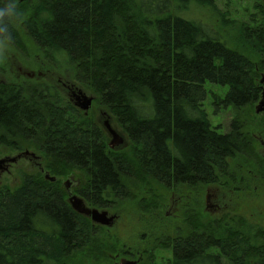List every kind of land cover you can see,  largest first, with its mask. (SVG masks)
I'll use <instances>...</instances> for the list:
<instances>
[{"label": "trees", "instance_id": "16d2710c", "mask_svg": "<svg viewBox=\"0 0 264 264\" xmlns=\"http://www.w3.org/2000/svg\"><path fill=\"white\" fill-rule=\"evenodd\" d=\"M190 3L215 8L212 0H17L23 16L8 21L10 38L0 34V43L19 46L20 23L44 54L64 56L130 145L111 150L95 123L47 88L0 83V147L36 148L54 176L85 171L77 194L97 208L124 197L129 179L165 188L217 184L230 160L252 150L238 116L261 94L255 65L264 69V21L245 33L262 58L257 65L208 22L182 16ZM206 84L225 89L219 104L234 113L227 133L208 121ZM190 227L169 243L167 264H264V231L251 238ZM98 238L56 183L24 175L15 189L0 187V264H70L74 254L96 256Z\"/></svg>", "mask_w": 264, "mask_h": 264}, {"label": "rangeland", "instance_id": "374dc122", "mask_svg": "<svg viewBox=\"0 0 264 264\" xmlns=\"http://www.w3.org/2000/svg\"><path fill=\"white\" fill-rule=\"evenodd\" d=\"M37 1L18 0V3L24 5ZM212 1L215 8L190 3L181 15L194 21L208 22L218 30L229 47L246 53L257 65L262 63V58L252 51V43L246 40L245 33L264 21V0ZM221 14L228 17V23L220 17ZM16 28L20 37L19 46L0 43V83L22 90L47 88L57 96L61 106L68 105L95 123L107 144L111 137L104 122H108L124 140L114 152H127L130 143L126 136L115 119L99 104L94 90L75 80L74 65L60 54H44L21 29L20 23ZM263 74L264 69L255 65L256 83L262 92L264 83L260 81ZM70 85L76 88L74 93L81 92L92 98L85 115L74 105L75 100L67 89ZM204 88L206 97L202 107L211 127L219 133H227L234 113L219 104L225 89L211 84H206ZM258 101L243 109L238 116L243 133L250 138L251 153L230 160L229 168L219 177L217 184L165 188L125 180L124 197L117 198L107 208L90 206L99 212H107L108 217L113 218L109 227L96 226L100 244L97 255L74 254L70 264H119L121 259L136 260L137 264H167L172 255L169 243L191 233V223L195 228H203L206 233L222 227L224 230H241L251 238L264 231V112L255 113ZM0 160L6 161L7 166V171L0 172V187L9 190L18 187L24 175L55 178L65 196L63 184L66 181L71 183L76 196V191L87 184V174L83 170L58 176L46 172L42 154L32 146H21L19 149L0 147ZM11 160L14 162L11 163ZM224 263L227 264L225 260Z\"/></svg>", "mask_w": 264, "mask_h": 264}, {"label": "water", "instance_id": "95a60500", "mask_svg": "<svg viewBox=\"0 0 264 264\" xmlns=\"http://www.w3.org/2000/svg\"><path fill=\"white\" fill-rule=\"evenodd\" d=\"M76 97L77 100L80 102L79 105L80 109L86 113L91 106L92 98L86 97L81 92H78ZM262 112H264V98L255 106V113L259 114ZM105 127L111 137L108 146L111 149H115L120 145H122L123 139L119 136V134H117L114 130H112L106 123H105ZM13 161L14 160H11V162ZM4 163H5L4 160H0V172L2 170V164ZM68 197H69L68 201L71 208L76 213L89 218L92 224L105 226V227H109L111 225L113 218L112 217L109 218L107 212L105 211L99 212L96 209L86 208L80 199H78L75 196H72L71 194H68ZM121 264H127V263L122 262Z\"/></svg>", "mask_w": 264, "mask_h": 264}, {"label": "flooded vegetation", "instance_id": "af4514ba", "mask_svg": "<svg viewBox=\"0 0 264 264\" xmlns=\"http://www.w3.org/2000/svg\"><path fill=\"white\" fill-rule=\"evenodd\" d=\"M261 83H264V74L262 75V80L260 81ZM259 88H260V90H261V87L260 86H258ZM67 89L69 90V91H71V96H72V98L75 100V103H74V105L76 106V107H78L79 109H80V107H79V105H80V102L77 100V97H76V94H77V92H73V90L74 89H76L75 87H73V85H70V86H67ZM259 98H260V101L264 98V91L262 92V90H261V94H260V96H259ZM259 100V99H258ZM257 100V101H258ZM256 101V102H257ZM260 101H258V103L260 102ZM255 102V103H256ZM257 103V104H258ZM81 110V109H80ZM82 111V110H81ZM83 112V111H82ZM86 113L84 112V115H85ZM105 123L109 126V123L108 122H104V126H105ZM110 127V126H109ZM111 128V127H110ZM109 134V133H108ZM124 141V140H123ZM107 146H108V144H107ZM109 147V146H108ZM110 148V147H109ZM111 149V148H110ZM118 148H115V149H111V150H113V151H115V150H117ZM25 154H27V153H25ZM18 158H20V155H18ZM14 162V161H13ZM13 162H11V163H13ZM5 163H6V161H5ZM2 164V170H1V172H3V171H7V166H5L6 164ZM43 171H41V173H42ZM46 180H49L50 182H52V183H55L56 182V179L55 178H49L47 175H45V177H44ZM63 186H64V189H65V193H66V196H65V198L67 197V199H65L66 200V202L68 203V205L70 206V204H69V197H68V194H71L72 196H75V197H77L78 199H80L81 200V202L83 203V205L86 207V208H89V209H95V208H91L90 207V205L88 204V203H86L85 202V200L83 199V198H81L78 194H77V192L79 191V190H81V189H78L77 191H76V194L78 195V196H76V195H74V192L72 191V189H71V183L70 182H68V181H66L64 184H63ZM208 186V185H207ZM207 200H209V197H207ZM70 208H71V206H70ZM72 209V208H71ZM73 210V209H72ZM74 211V210H73ZM75 212V211H74ZM76 213V212H75ZM78 214V213H77ZM78 215H80V214H78ZM82 217H84L83 215H81ZM85 218H87V217H85ZM88 220H90L89 218H87ZM91 222V221H90ZM93 225H96V224H93ZM97 226V225H96ZM122 262H124V263H127V264H137V261L136 260H125V259H121L120 261H119V264H121Z\"/></svg>", "mask_w": 264, "mask_h": 264}, {"label": "clouds", "instance_id": "9594fccd", "mask_svg": "<svg viewBox=\"0 0 264 264\" xmlns=\"http://www.w3.org/2000/svg\"><path fill=\"white\" fill-rule=\"evenodd\" d=\"M0 34L9 36V23L10 20H19L23 16V12L18 8L17 0H0Z\"/></svg>", "mask_w": 264, "mask_h": 264}]
</instances>
